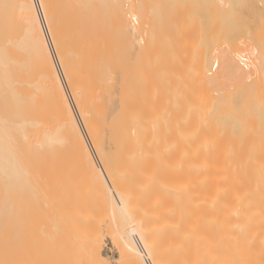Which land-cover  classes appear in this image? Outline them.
Listing matches in <instances>:
<instances>
[{
	"label": "bare ground",
	"instance_id": "1",
	"mask_svg": "<svg viewBox=\"0 0 264 264\" xmlns=\"http://www.w3.org/2000/svg\"><path fill=\"white\" fill-rule=\"evenodd\" d=\"M119 1L0 0V255L17 239L30 259L68 245L69 264H264V0L239 48L210 51L144 49L179 0Z\"/></svg>",
	"mask_w": 264,
	"mask_h": 264
},
{
	"label": "rangeland",
	"instance_id": "2",
	"mask_svg": "<svg viewBox=\"0 0 264 264\" xmlns=\"http://www.w3.org/2000/svg\"><path fill=\"white\" fill-rule=\"evenodd\" d=\"M120 1H122V0H120ZM119 1V4H121V6H125V8H126V6H127V3H124V1H127V0H123L122 2L124 3L123 5H122V2H120ZM135 2L137 1V0H134ZM139 1H143V2H145V5L144 6H146V5H148L149 3L148 2H150V6H151V4L152 3H154V5L155 4H159V3H155V1H157V0H139ZM172 1L173 0H169V2H171L172 3ZM211 1L212 0H185V2L183 1L182 3H181V1L179 0V2L180 3H178L179 5H177L176 4V6H181L180 8L181 9H178L177 10V7H176V13L177 14H179V16L176 14V16H177V18H179V19H182V20H176L177 22H174L173 20H175L174 19V17H172L173 18V20H172V22H174L173 24H174V28H173V30L175 31V34H176V32H178V31H176V27H175V25L177 26V27H182L183 29H184V31H183V29L181 28H177V29H179L180 31L177 33L178 34V36L177 37H179L180 36V32L182 33L181 35V38L180 39H182V41L179 39V38H177L176 39V35H175V37L173 36V33L172 32H174V31H170L171 29V27L173 26V24H172V26L171 27H169L168 28V26H170V24H168V25H166L165 23V27L166 28H168L167 30H164V28L162 29V28H159V27H157L158 28V30L157 29H155L154 27H152V25H147V24H145L147 27H144L145 25H143V27L145 28L144 30H138L137 31V33H138V35H139V37H141V38H137L139 41V43L140 44H142L143 42H145V48L147 49V46H148V48L150 47V46H156L155 48H157V45H159L158 46V49H160L161 47V49L163 50V47H164V49H165V51L167 50L166 48L168 47L167 45L168 44H166L165 45V43H166V41L167 40H170V42H172V38H173V42L175 43V42H177L176 43V45H177V47H180V48H186V49H189V46H190V48H192V49H202V48H205L206 50H212L213 48H215V50H216V48H222V49H224L225 47H229L228 45H230L231 43V47H238V46H240L242 43L241 42H237V41H242L243 42V36H242V33H243V31L245 30V26H246V24H247V4H246V0H218V1H220L219 3L217 2V4H215V3H212L211 4ZM215 1V0H214ZM213 1V2H214ZM226 1H227V5H225V6H223V4H222V2H224V4L226 3ZM128 2V1H127ZM148 4H147V3ZM159 2H160V0H159ZM176 2H178L177 0H175V2H174V6H172L171 8H172V10H175V3ZM187 2V3H186ZM228 2L230 3V4H228ZM137 3H139V2H137ZM142 3V2H141ZM208 3V4H207ZM211 4V5H210ZM216 5V9H215V7L214 8H211V6L212 5ZM220 4V5H219ZM142 5V4H141ZM153 5V4H152ZM193 5H194V7H193ZM124 6H123V9L124 10H126V13H127V9H125L124 8ZM183 6V7H182ZM187 6V7H186ZM222 6V7H221ZM148 7V6H147ZM186 7V8H185ZM189 7V8H188ZM191 7H193V9H191ZM223 7H224V9H223ZM141 8H143L142 6H141ZM220 8V10H218V11H216L217 9H219ZM222 8V9H221ZM186 11H185V10ZM188 9V10H187ZM212 9L214 10V12L216 11V13L214 14L215 16H212L213 14V12H212ZM123 10V11H124ZM206 10V11H205ZM179 13H178V12ZM180 11H182V13L180 12ZM125 12V11H124ZM188 12V13H187ZM171 13V12H170ZM173 13H175L174 11L172 12V15H173ZM175 16V17H176ZM181 17V18H180ZM215 17H216V19L218 18L220 21H219V23L217 24L218 25V27H217V25L215 24V23H217V22H215L214 21V19H215ZM184 18H186V19H184ZM196 19V20H195ZM215 19V20H216ZM160 21H163L164 22V20H160ZM185 21H187V22H185ZM190 21V22H189ZM194 21V22H193ZM212 21H213V23H212ZM170 21H168V23H169ZM171 23V22H170ZM176 23V24H175ZM178 23V24H177ZM189 23H192V24H189ZM194 23V24H193ZM159 23H157V25H158ZM212 24V25H211ZM220 24V25H219ZM156 25V26H157ZM159 25H161V22H160V24ZM158 25V26H159ZM194 25H196V26H194ZM155 26V25H154ZM185 26V27H184ZM187 26V27H186ZM192 26H194V27H192ZM190 27V28H189ZM192 27V28H191ZM212 27V28H211ZM217 27V28H216ZM186 28V29H185ZM189 28V29H188ZM215 28H216V30H215ZM159 29H162V32H161V30L159 31ZM196 29V30H195ZM157 30V32H155ZM185 30H186V32H185ZM188 30H190V31H188ZM212 30V31H211ZM105 31V30H104ZM166 31H169L168 33H170L169 34V36L167 35L168 33H166L165 34V32ZM184 33H183V32ZM192 31H194V32H192ZM209 31H211V33L209 32ZM106 32H107V30H106ZM158 32H160L159 34H161L162 36H160L159 34H156V33H158ZM105 33V32H104ZM108 33H109V31L107 32V34L106 35H108ZM112 33H115V32H111V36L112 35H114L112 38H111V40L115 37L117 40H118V42H116V43H119V38L117 37V35H115V34H117V33H115V34H112ZM163 33V34H162ZM188 33H190V34H188ZM222 33V34H221ZM183 34H185V35H183ZM188 34V35H187ZM239 34V35H238ZM156 35L158 36V38L160 37L161 39H163V42H165V43H163L162 42V40H161V43H160V39H158L157 37H156ZM171 35H172V37H171ZM194 35V36H193ZM152 37V39H153V42H152V40H150L149 38L150 37ZM213 36V37H212ZM104 37H105V35H104ZM106 37H108V36H106ZM105 37V38H106ZM188 38V39H190L191 37H192V39H190V41L188 40V42L190 43L189 44V46H188V42H187V39L186 38ZM109 38V37H108ZM156 38V39H155ZM184 38V39H183ZM107 39V38H106ZM116 39H114V40H116ZM186 39V40H185ZM242 39V40H241ZM109 40V39H108ZM110 40V41H111ZM116 40V41H117ZM174 40H176V41H174ZM183 40H184V43H183ZM232 40V41H231ZM107 41V40H106ZM156 41V43H157V45H155V42ZM192 41V42H191ZM199 41V42H198ZM114 42V41H113ZM112 42V43H113ZM173 42L171 43L172 45H173ZM138 43V44H139ZM163 43V44H162ZM168 43V42H167ZM233 43H234V45H236L237 43H241L240 45H238V46H234L233 45ZM236 43V44H235ZM107 43H105L104 44V46L106 45ZM110 45H111V42L109 43ZM109 44H107V46L109 45ZM124 44V43H123ZM138 45V47H140L141 45ZM182 44V45H181ZM119 45H121V44H119ZM127 45V44H126ZM170 46L169 45V47H173V46ZM112 46H117L116 44L114 45V43H113V45ZM122 46H124V45H122ZM122 46H119V47H122ZM128 46V45H127ZM142 46H143V48H144V44H142ZM161 46V47H160ZM165 46H166V48H165ZM182 46V47H181ZM110 47V46H109ZM126 47V46H125ZM154 47H150L151 49H155ZM142 48V47H141ZM144 48V49H145ZM149 48V49H150ZM173 48H175V47H173ZM173 48H172V50H173ZM179 48V49H180ZM239 48V47H238ZM214 50V49H213ZM217 50H219V49H217ZM170 51V50H169ZM248 62V61H247ZM247 64H249V62L247 63ZM250 65V64H249ZM244 67V66H243ZM249 67V66H248ZM248 67H247V65L245 64V67L244 68H247V69H245V70H249L250 69V67H249V69H248ZM90 150H91V148H90ZM91 154L93 155V158L95 159V155H94V153H93V151L91 150ZM245 176H249V172H246L245 173ZM250 176H251V174H250ZM108 208V206H104L103 208ZM103 209H101V211H102ZM104 211H102V212H100V215L103 213ZM108 213H107V216L109 215V210L107 211ZM112 215V214H111ZM102 216V215H101ZM101 216H99L100 218H102L103 219V217H101ZM105 217H106V213H105ZM109 217V216H108ZM107 217V218H108ZM114 217V216H113ZM110 219H111V217H109ZM109 219V220H110ZM108 220V221H109ZM112 220V219H111ZM113 220H114V218H113ZM103 222L104 221V219L103 220H101L100 219V222ZM107 221V220H106ZM106 221H104V223L103 224H108V222H106ZM116 221V220H115ZM102 222H101V224H102ZM113 222L114 221H112V223H111V221H110V223L111 224H113ZM117 222V221H116ZM118 223V222H117ZM102 224V225H103ZM106 224V225H107ZM116 225V224H115ZM104 226V225H103ZM109 226H110V224H109ZM120 226V225H119ZM106 227H108V226H106ZM113 227V233L114 234H117L116 232H118V231H116V232H114V230L117 228H115L114 229V226H112ZM121 227V226H120ZM107 229V228H106ZM110 229V228H109ZM112 229V228H111ZM118 229H119V227H118ZM117 230V229H116ZM119 231H120V229H119ZM104 232H107V230L106 231H104ZM103 232V235H105V233ZM108 233H109V231H108ZM112 233V234H113ZM107 234V233H106ZM111 233H110V235L109 236H106L105 238H104V236L102 237L101 236V242H103L102 243V253L103 254H107L108 256H110V257H113L112 259V261H116V259H117V261L119 262L120 261V263H121V260L120 259H118V258H116V257H118V254H117V249H116V245L114 246V244L115 243H113V242H115L116 240H112V238H114L113 236H112V238L111 239H108V237H110L111 235H112ZM108 235V234H107ZM119 235V234H118ZM117 235V236H118ZM104 238V239H103ZM116 238V237H115ZM108 239V240H107ZM113 241V242H111L110 243V241ZM25 245L23 244V241H21V240H17V239H15V240H12L11 242H9L8 244H7V252H5V254H3V255H0V264H15V263H17V264H69V246L67 245H58V246H56V245H50V246H48L47 248H46V251L48 252V253H46L45 255H43V256H45V258H40V259H30V258H28L27 257V253L25 252ZM104 247V248H103ZM115 262V263H118V262ZM14 262V263H13ZM122 264V263H121Z\"/></svg>",
	"mask_w": 264,
	"mask_h": 264
}]
</instances>
